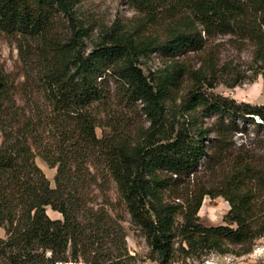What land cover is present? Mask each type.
Here are the masks:
<instances>
[{
    "label": "trees",
    "instance_id": "16d2710c",
    "mask_svg": "<svg viewBox=\"0 0 264 264\" xmlns=\"http://www.w3.org/2000/svg\"><path fill=\"white\" fill-rule=\"evenodd\" d=\"M131 2L152 34L135 39L112 30L85 53L79 29L64 43L51 37L58 15L73 21L71 0H0V31L18 38V54L35 73L32 87L24 83L19 104L15 84L0 66V264H68L76 262L78 251L84 256L99 237L97 229L84 234L87 220L94 219V226L105 220L103 209L92 208L98 200L93 192H104L108 182L159 264L169 263L176 244L185 262L202 250L227 253L229 245L239 247L236 255L244 254L264 234V139H244L234 148L232 139L206 145L204 131L194 136L183 124L169 137L160 130L163 107L178 80L186 75L200 82L204 68L214 65L208 59L188 71L180 58L201 53L210 38L247 39L264 66V0ZM148 50L170 60L160 76L147 77L134 64ZM200 90L188 89L180 104L200 109L203 117L215 115L220 137L228 130L224 120L237 114L264 131V107L214 99ZM138 104L150 127L133 134L128 114ZM37 154L55 169L54 188L35 164ZM203 177L204 185L184 191L185 178ZM205 196L228 204L223 224L199 222ZM102 200L107 204V196ZM47 207L62 219L48 217Z\"/></svg>",
    "mask_w": 264,
    "mask_h": 264
},
{
    "label": "rangeland",
    "instance_id": "374dc122",
    "mask_svg": "<svg viewBox=\"0 0 264 264\" xmlns=\"http://www.w3.org/2000/svg\"><path fill=\"white\" fill-rule=\"evenodd\" d=\"M71 1L73 21L69 23L68 19L60 14L56 17L51 28V37L58 43L68 41L72 30L79 29L83 33V51L87 53L97 44L105 42L103 38L112 30L116 34L130 32L135 39H144L152 34L153 28L150 23L140 20V14L131 0ZM168 2L169 0H163L161 4L166 5ZM25 59V62L29 63L33 60L31 55H27ZM180 59H183L188 71L198 69L208 59L214 65L211 70L204 68L200 75L202 79L200 82H193L186 75L178 80L174 92H172V98L163 107L162 121H160L163 123L160 127L161 137H169L173 128L176 129L178 124H183L188 130L190 129L191 133L194 132V136L199 131H204L201 139H207L206 145L211 139H232L235 148L244 139H264V131L253 125L250 120H241L240 114L234 115L232 119L224 120L228 130L223 137H220L215 123V115L203 117L200 109L186 110L180 104L188 89L199 86L201 88L199 93L209 95L214 99L225 97L233 99L236 103H248L256 108L264 107V66L256 56L255 48L250 41L236 35L218 34L209 39L201 53H188ZM169 63L170 60L156 50H148L134 61V64L147 77L160 76ZM0 66L13 80L16 87L15 99L19 104H22L24 89H26V85H23L26 81L28 84L29 81V86H31L35 82V73L32 70H27L24 61L18 54V38L2 31H0ZM31 87L28 88V92L33 89ZM108 87L111 91L113 90L111 79L108 80ZM128 117L133 134L138 129H149V119L139 104L135 111L128 114ZM246 117L248 116L245 115L244 119ZM256 121L260 122L257 117L254 122ZM155 131L156 128L153 132ZM96 134L101 137V130L97 128ZM155 139H160V137ZM34 162L48 179L49 186L54 188L55 169H50L38 154L35 155ZM206 179V177L198 178L192 182L191 179L185 178L183 189L189 192L194 191L199 185H204ZM93 193L98 197V200L96 203H92V208L94 211L103 209L105 220L98 226H94V219H88V226H90L84 234L88 235L91 232L89 230L97 229L99 231L98 239L95 238L97 244L92 245V248L85 252L84 256L81 251H78L76 262L68 264H87L84 263L85 260L82 257H85L87 261L96 258L98 264H159L156 255L151 253L146 244L140 228L132 223L125 206L119 200L114 184L108 182L104 192L95 189ZM103 195L107 196V204L103 203ZM179 201L181 202L182 199ZM227 209L228 204L221 197L210 199L205 196L201 202V209L198 211L199 222L204 226L223 224L222 218ZM46 214L54 220L62 219L59 213L51 211L48 207ZM80 222L86 224L85 220ZM0 237H4L2 228H0ZM81 241L88 244L86 238ZM175 249L168 264L183 260L177 244ZM227 249L228 253L235 254L239 247L229 245ZM206 252L205 250L201 251L203 254ZM239 264H264V259L250 262L240 261Z\"/></svg>",
    "mask_w": 264,
    "mask_h": 264
},
{
    "label": "built area",
    "instance_id": "2783aa9c",
    "mask_svg": "<svg viewBox=\"0 0 264 264\" xmlns=\"http://www.w3.org/2000/svg\"><path fill=\"white\" fill-rule=\"evenodd\" d=\"M262 259H264V234L253 241L248 252L241 255L209 251L197 259L173 262L171 264H239L240 261L250 262Z\"/></svg>",
    "mask_w": 264,
    "mask_h": 264
},
{
    "label": "bare ground",
    "instance_id": "6f19581e",
    "mask_svg": "<svg viewBox=\"0 0 264 264\" xmlns=\"http://www.w3.org/2000/svg\"><path fill=\"white\" fill-rule=\"evenodd\" d=\"M201 209V208H200Z\"/></svg>",
    "mask_w": 264,
    "mask_h": 264
}]
</instances>
